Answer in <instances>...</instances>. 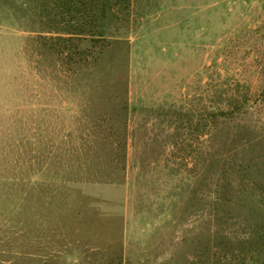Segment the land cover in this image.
Masks as SVG:
<instances>
[{"label":"rangeland","instance_id":"obj_1","mask_svg":"<svg viewBox=\"0 0 264 264\" xmlns=\"http://www.w3.org/2000/svg\"><path fill=\"white\" fill-rule=\"evenodd\" d=\"M113 1L0 0V264H264V0Z\"/></svg>","mask_w":264,"mask_h":264},{"label":"trees","instance_id":"obj_2","mask_svg":"<svg viewBox=\"0 0 264 264\" xmlns=\"http://www.w3.org/2000/svg\"><path fill=\"white\" fill-rule=\"evenodd\" d=\"M106 1L109 3V5L112 8V6L114 5L115 2L113 0H106ZM98 2H99V0H89V3L93 4V6L96 5ZM85 25H86V22L84 21V22H80L79 26L83 27ZM52 30H55V29H52ZM59 30L60 29H58V31ZM61 31L63 33H61L60 31L57 32V33H59V35L56 36L57 40H70V38H73L74 34H78L79 36H82L84 39L93 38V36H94V33H91L88 29H80L78 32H71V31H68L67 29H61ZM61 34L70 35V36L67 39H64V37H62ZM101 36H103V35L101 34Z\"/></svg>","mask_w":264,"mask_h":264}]
</instances>
